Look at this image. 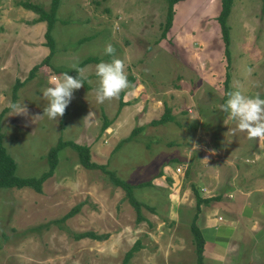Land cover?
<instances>
[{"label": "rangeland", "instance_id": "1", "mask_svg": "<svg viewBox=\"0 0 264 264\" xmlns=\"http://www.w3.org/2000/svg\"><path fill=\"white\" fill-rule=\"evenodd\" d=\"M25 1L48 11L52 5V0H0V115L17 175L41 176L49 169L50 149L71 140L89 146L92 160L123 180L151 185L134 189L147 206L138 221L126 191L108 173L85 168L79 152L65 147L42 192L0 188V264H122L138 241L142 248L132 264H198L192 224L197 215L201 225L199 215L208 204L198 211L194 188L210 198L225 188L231 164L241 172L238 178H246L250 159L260 170L264 166L259 159L264 147L239 132L220 109L237 85L264 98V0H234L229 62L218 22L222 0L181 1L165 37L167 0H60L52 54L48 23L37 22L39 14L23 7ZM109 43L133 85L121 93L126 102L121 110L120 98L97 103L99 62L80 67L86 58L111 60L104 53ZM74 65L85 70L84 86L63 117L49 119L43 89L53 75L76 76ZM14 101L24 102L34 121L5 110ZM165 105L174 120L151 125ZM105 117L111 124L103 131ZM133 130L132 140L121 143ZM214 173L226 178H213ZM87 232L104 238L81 236ZM259 247L264 252V242ZM249 263L246 257L243 264Z\"/></svg>", "mask_w": 264, "mask_h": 264}, {"label": "crops", "instance_id": "2", "mask_svg": "<svg viewBox=\"0 0 264 264\" xmlns=\"http://www.w3.org/2000/svg\"><path fill=\"white\" fill-rule=\"evenodd\" d=\"M249 161L246 178H238L241 172L235 163L229 168V178L214 173L213 178L226 180L223 191L210 196L217 200L199 215L203 264H243L246 257H250L249 264H264V252L259 250L264 242V166L260 170L259 164Z\"/></svg>", "mask_w": 264, "mask_h": 264}, {"label": "trees", "instance_id": "3", "mask_svg": "<svg viewBox=\"0 0 264 264\" xmlns=\"http://www.w3.org/2000/svg\"><path fill=\"white\" fill-rule=\"evenodd\" d=\"M168 1V11H167V20L165 23V29L163 31V37L167 35V32L170 30V28L173 25L174 17H175V6L180 3L183 0H167ZM233 3L234 0H222V10L220 12V15L218 16V22L221 27V34L222 38L224 40L225 44V55L227 57V60L229 62L231 58V51H230V27L228 25V18L231 14L232 8H233ZM21 5L27 9H31L39 14L38 19H36L37 22H47L48 27L47 31L45 33L46 38L48 39V45L51 48V54L53 53L55 49L54 45V37H53V27L55 22L57 21V11L60 5V0H52V5L50 10H46L43 6L35 3H31L28 1L21 2ZM46 57V62L49 61L50 56ZM91 61H98L100 62V59L98 58H86L84 59L80 67L90 63ZM42 64H39L35 66V69L38 70V67H42ZM57 71H60L57 69ZM71 73V72H68ZM35 72H32L31 76H33ZM133 80V79H132ZM21 83V82H20ZM18 89V86H16V89ZM15 103V101L13 102ZM126 104V102L123 100V94L120 96V108ZM166 109L164 114L158 118L154 119L150 122L151 125H160L167 123L169 121L174 120V115L172 113V109L165 105ZM10 108L8 107L5 110H9ZM2 115H0V188H23V187H30L36 190L37 192H42L43 190V183L52 175H54L55 170L58 166L59 163V153L62 149L65 147H72L76 151L79 152L80 155V161L81 164L87 168V169H100L106 173H108L111 176L112 181L117 187H121L126 191V196L132 206L135 208L138 214V221H141L143 219V216L141 214V210L143 206L147 207L143 202L138 200L136 198V195L134 194V189L137 187H145L151 185L150 181L147 182H142L138 184L131 183L129 181L123 180L122 178L118 177L114 171H111L107 168L106 164H99L95 161L92 160L91 152H90V147L87 145L79 144L74 141H65V140H60L56 146L50 149L48 152V161H49V169L45 171L41 176L39 177H20L17 175L16 170H17V163L13 156L9 154L7 151L6 146L4 145L3 139H4V133L2 129ZM111 124V120L105 117V121L102 127V130L105 131ZM136 131L133 130V132L126 138H124L121 143L125 141H130L134 137ZM120 143V144H121ZM161 174V172H160ZM194 192L196 194V199H197V204H198V211L201 209V205L203 203L205 204H210L212 201L217 200L216 197H210V198H203L200 195V191L196 188H194ZM79 206L74 208L73 210L69 211L64 218H68L73 216L78 210ZM196 219L197 215L194 218L193 224H192V230L194 233L195 237V242H196V248H197V254H198V264H203V244H204V239L200 233V230L198 226L196 225ZM82 237H92V238H104L103 236H98L94 233L87 232L81 235ZM107 236V235H106ZM108 237V236H107ZM142 245L140 241H138L130 250H128L124 256V259L122 261V264H132V259L135 255V253L139 250H141Z\"/></svg>", "mask_w": 264, "mask_h": 264}, {"label": "clouds", "instance_id": "4", "mask_svg": "<svg viewBox=\"0 0 264 264\" xmlns=\"http://www.w3.org/2000/svg\"><path fill=\"white\" fill-rule=\"evenodd\" d=\"M104 53L112 59L101 60L95 66V75L99 78L96 90L97 103L119 99L121 93L133 87L128 79L125 61L116 57L115 47L111 43L107 44ZM73 70L76 71V76L69 75L68 72L51 76L49 86L43 89V97L48 101L44 114L49 119L63 117L74 99V92L84 86L85 70L75 65ZM252 71L251 68L247 69L248 75H251ZM8 107L12 110V115L30 117L32 121L36 117L31 116L24 102L10 103ZM220 109L236 121L239 132L246 133L248 139L256 140L259 146L264 147V98H261L259 93L255 96L248 95L240 85H237L234 90L227 93V99L220 105Z\"/></svg>", "mask_w": 264, "mask_h": 264}, {"label": "built area", "instance_id": "5", "mask_svg": "<svg viewBox=\"0 0 264 264\" xmlns=\"http://www.w3.org/2000/svg\"><path fill=\"white\" fill-rule=\"evenodd\" d=\"M183 165V167H179V169L177 170V173H181V172H183V169L184 168H186L187 167V163H184V164H182ZM187 170V169H186Z\"/></svg>", "mask_w": 264, "mask_h": 264}]
</instances>
